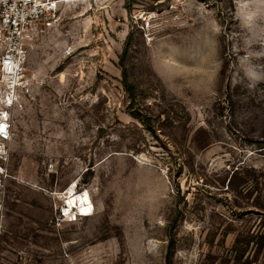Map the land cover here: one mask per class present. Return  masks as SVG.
<instances>
[{"label": "rangeland", "instance_id": "374dc122", "mask_svg": "<svg viewBox=\"0 0 264 264\" xmlns=\"http://www.w3.org/2000/svg\"><path fill=\"white\" fill-rule=\"evenodd\" d=\"M28 47L0 264H264V0H71Z\"/></svg>", "mask_w": 264, "mask_h": 264}, {"label": "built area", "instance_id": "2783aa9c", "mask_svg": "<svg viewBox=\"0 0 264 264\" xmlns=\"http://www.w3.org/2000/svg\"><path fill=\"white\" fill-rule=\"evenodd\" d=\"M70 0H0V162L9 159L14 112L30 90L28 38L32 25ZM1 173L3 166L0 165ZM81 217V216H80Z\"/></svg>", "mask_w": 264, "mask_h": 264}, {"label": "bare ground", "instance_id": "6f19581e", "mask_svg": "<svg viewBox=\"0 0 264 264\" xmlns=\"http://www.w3.org/2000/svg\"><path fill=\"white\" fill-rule=\"evenodd\" d=\"M72 1H76V0H72ZM76 185L77 182H74L72 186L67 188V190L64 193L60 192V196H63L64 198L67 199L66 202L67 205L64 207V213L67 215L66 220L73 218V215L76 216V220H77V216L79 215H77L78 213L74 211L75 208L73 206L80 209L79 213L80 216L82 217H89L94 214L95 207L90 193L84 192L85 189H83L80 192L76 191L75 190ZM72 200L75 201L70 203ZM68 212H70V214H68Z\"/></svg>", "mask_w": 264, "mask_h": 264}, {"label": "clouds", "instance_id": "9594fccd", "mask_svg": "<svg viewBox=\"0 0 264 264\" xmlns=\"http://www.w3.org/2000/svg\"><path fill=\"white\" fill-rule=\"evenodd\" d=\"M74 211H75L76 213H78V214H79V212H80V209L76 207V208L74 209ZM78 214H77V215H78Z\"/></svg>", "mask_w": 264, "mask_h": 264}]
</instances>
